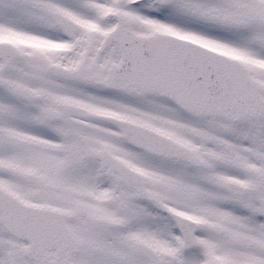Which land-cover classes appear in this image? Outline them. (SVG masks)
<instances>
[{
  "label": "snow or ice",
  "instance_id": "snow-or-ice-1",
  "mask_svg": "<svg viewBox=\"0 0 264 264\" xmlns=\"http://www.w3.org/2000/svg\"><path fill=\"white\" fill-rule=\"evenodd\" d=\"M0 264H264V0H0Z\"/></svg>",
  "mask_w": 264,
  "mask_h": 264
}]
</instances>
